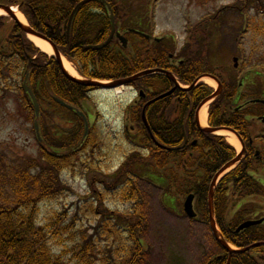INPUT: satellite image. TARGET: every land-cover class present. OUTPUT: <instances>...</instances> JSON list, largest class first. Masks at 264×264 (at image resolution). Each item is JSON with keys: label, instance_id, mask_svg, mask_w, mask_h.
<instances>
[{"label": "trees", "instance_id": "16d2710c", "mask_svg": "<svg viewBox=\"0 0 264 264\" xmlns=\"http://www.w3.org/2000/svg\"><path fill=\"white\" fill-rule=\"evenodd\" d=\"M224 9L218 11L217 16L203 21V25L197 24L188 31L186 47L179 53L180 57L185 58V62L176 68H169L181 84L191 85L197 76L211 74L210 41L221 29L220 15L224 14ZM227 12L241 15L238 8ZM3 20L4 18L0 20V33ZM120 51L124 53L123 58L116 55L119 52L115 48L105 49L103 52L108 55L103 58L104 62L84 65V72L80 74L87 80L98 81H116L135 75L134 67L126 60L127 51ZM63 54L66 55V52L63 51ZM258 66L259 70L253 69L250 72L264 79V59ZM12 78L17 80V85L10 82ZM215 78L221 85V92L210 106L208 124L211 128L231 129L244 143L247 154L234 170L219 181L214 190L215 221L219 234L235 251L228 257V253L217 245L220 254L211 257L206 264H264V246L245 251L251 245L264 243V224L236 233L237 228L251 218L247 215V204L240 205L235 213L232 210L235 204L264 197V185L256 179L258 174L264 172V126L256 120L263 115L264 107L250 104L257 99H264V90L258 96H246L240 92L241 85L236 77L226 75L225 79ZM25 79L40 106L38 124L43 145L39 149L38 159H27L22 162L24 165L8 162L0 157V264H136L145 252L142 236L146 219L139 208L140 194L130 179L132 168L129 165H136L144 173H152L163 181L170 180L167 185L168 193L171 190L182 191V194L194 193L200 216L207 217L211 180L225 163L236 156L235 150L221 137L199 133L196 147L190 149L194 157H187L180 151L166 153L154 145V142L162 147L174 145L166 143L165 131L155 128L146 112L154 139L151 141L141 123L139 108L137 112L130 113V122L137 123L136 137L144 136L145 139L138 143L130 141L140 148L138 155L131 154L128 157V162L113 176L111 184V187L118 190L121 183L124 184L123 188L115 191L114 197L134 205L124 213L107 208L99 209L97 213L91 207L100 220L107 240L123 237L124 243H118L115 249L110 247L105 251L99 245L101 239L85 232L78 237L74 236L72 219L67 225H60L62 217L58 218V214L50 219L49 224L42 225L38 221L39 205L70 190L61 176L64 172L73 170L77 164L76 151L61 156L58 152L77 147L83 140L84 133L80 118L72 110L58 105L54 99L79 109L81 103L88 100V93L93 89L70 82L55 60L40 53L17 27H12L4 44L0 46V90L18 92L21 108L31 111L34 120L32 103L22 89ZM211 93L204 86L189 91L194 109ZM191 101L186 99L187 104ZM174 135L173 140L177 141L180 136L183 137L182 132L176 137ZM100 136L95 128L90 129L81 150L88 148L92 153ZM173 167L181 171L182 178L178 174H172ZM169 172L170 176L167 175ZM179 179L184 186L176 188ZM230 204L231 208L228 207ZM101 205L99 202V206ZM257 219L260 218H255ZM68 234L73 235L69 238L70 245H66V240L63 239ZM52 241L65 243L61 245L60 252L52 250Z\"/></svg>", "mask_w": 264, "mask_h": 264}, {"label": "rangeland", "instance_id": "374dc122", "mask_svg": "<svg viewBox=\"0 0 264 264\" xmlns=\"http://www.w3.org/2000/svg\"><path fill=\"white\" fill-rule=\"evenodd\" d=\"M235 8L240 9L241 15L227 12L235 11ZM142 9H146L148 20L152 21L158 36L175 39L176 48L172 50L174 52L177 48L180 49L178 58H183L179 53L186 47L188 31L197 24L203 25V21L217 16L218 11L224 9L226 16L220 15L221 29L210 41L211 72L221 79L226 75L236 77L241 85L240 92L246 96H258L264 90V79L250 72L253 69L259 70L258 64L264 59V0H153L151 10L147 4L140 10ZM4 18L1 21L3 28L0 33V46L4 44L12 28V23L8 22L9 17L4 15ZM23 19L25 27L28 26L25 18ZM233 58L237 59L235 69ZM10 82L17 85L16 79L12 78ZM196 85L214 91L202 82ZM0 96V157L8 162L20 164L27 159H38L40 145L33 129L31 111L21 108L18 92L0 90ZM135 98L136 93L128 87H123L119 95L100 92L91 96V102L87 103L85 111L87 114L91 110L93 122L101 135L100 140L92 153H77L75 168L62 174V180L70 190L39 205L38 221L42 225L49 224L50 219L58 214V218L62 217L60 225H67L72 219L74 236L78 237L80 233L85 232L101 239L99 245L105 251L107 248L115 249L118 243H124L123 237L107 240L100 220L91 207L97 213L103 208L124 213L134 205L114 197L115 191L123 188L124 184L121 183L119 190L111 187V184L113 174L119 171L124 156L128 153L129 157L134 150L124 142L122 132L124 107ZM211 103H207L208 108ZM65 152L70 153L69 150ZM129 166L132 168L130 179L140 194L139 208L146 219L142 236L145 252L136 264H206L211 257L220 254L208 217L200 216L198 205L195 204L194 209L198 214L197 218L189 219L184 215L182 204L187 194L175 190L168 193L167 185L170 180L163 181L152 173H144L136 165H133L135 168ZM172 169V174H178L177 176L182 178L178 168L173 167L171 171ZM170 173L167 175L170 176ZM256 179L264 184V172L258 174ZM183 184L179 179L175 187H183ZM243 204H247V215L251 219L264 218V197L251 198L241 204H235L233 212ZM228 207L231 208V204ZM72 236L68 234L63 237L66 245H70L69 238ZM62 244L65 243L50 242L52 250L57 253L60 252Z\"/></svg>", "mask_w": 264, "mask_h": 264}, {"label": "flooded vegetation", "instance_id": "af4514ba", "mask_svg": "<svg viewBox=\"0 0 264 264\" xmlns=\"http://www.w3.org/2000/svg\"><path fill=\"white\" fill-rule=\"evenodd\" d=\"M152 2L153 0H0V5L16 9L25 18L28 27L52 44L71 63L80 77H83L80 73L84 72V65L104 62L103 58L108 54L103 51L109 47L115 48L119 52L116 55L121 58L124 53L120 49L127 51L126 60L134 67L136 74L154 70L167 73L168 75L152 73L138 78L136 84L130 87L136 93V99L128 108L132 112L141 109L140 119L152 142L151 131L149 133L147 130L150 127L146 112L154 127L165 131L166 143L174 145H165L162 149L166 153L180 151L187 157H194L190 149L196 147L198 134L203 133L195 119L197 107L194 109L189 92L179 90V86L172 81L171 76L173 79L175 76L169 69L181 66L185 60L177 57L180 49L177 48L174 52L172 50L176 48L175 39L158 36L152 21L148 20L146 9L140 10L145 4L151 10ZM8 22L21 32L17 22L11 19ZM112 24L114 30L111 38ZM119 38L127 41L126 49L122 47ZM184 97L191 103L187 104ZM85 109L82 105L81 110ZM129 109L123 112L125 137L126 134L137 135L135 125L128 122ZM86 116L89 122L90 115L87 113ZM179 131L183 137L180 136L179 141L173 140L172 135H180ZM138 140L139 138L136 143ZM245 150L247 152L246 147ZM194 196L196 203L197 197L195 194Z\"/></svg>", "mask_w": 264, "mask_h": 264}, {"label": "water", "instance_id": "95a60500", "mask_svg": "<svg viewBox=\"0 0 264 264\" xmlns=\"http://www.w3.org/2000/svg\"><path fill=\"white\" fill-rule=\"evenodd\" d=\"M0 9L3 10L9 17H11L12 19L16 20L15 16L12 14L11 10L8 7H4V6H1L0 5ZM75 10L73 11V13L71 15L70 20H71V18L73 16ZM20 27H21V31L24 32L26 35H32V36H35V37H37L39 39H42V40L46 41L43 37H41L39 34H37L34 30H32L30 28H25L23 26H20ZM113 30L114 29L112 28L111 38H112V35H113ZM119 40L122 43V46L125 48L126 45H127V41L125 39H123V38H119ZM52 49L54 51V54H55L57 63L62 68V71H63L64 76L68 80H70L71 82H73V83H75L77 85H80V86L94 87V88H102V89H105V90H107V89H113V88L118 87V86H121V85H127V84L131 83L132 81H134L135 79H137L138 77H140L141 75L147 74V72L146 73H142L141 75L133 76V77H130L128 79L115 81V82H113V83H111L109 85H103V84H100V83H97V82H89V81L76 80V79H74L73 77H71L70 75H68L65 72V70L63 69V65L61 63V59H60V55H59L58 51L53 46H52ZM232 61L235 64L236 61H237V59L236 58H233ZM234 67H236V65H234ZM171 79L173 81V78L172 77H171ZM23 90H24L25 93H27L29 95V97H30V99L32 101V104H33L35 116L38 117L39 107H38L37 101H36V99H35L32 91L25 84L23 85ZM219 91H220V87H218L217 91L210 98L204 100L201 105H203L205 102H207L211 98H215L216 96H218L219 95ZM56 102L59 105H61V106L67 107L61 101L56 100ZM255 103H259V104L264 105V101H261V100L255 101ZM261 122L264 124V117L261 118ZM34 129H35V132H36V134L38 136V126H37V122H34ZM220 130H226V131L232 132L231 130H228L226 128L206 129L205 132H207V133H215V132L220 131ZM86 134H87V125H86L85 135ZM238 140H239V138H238ZM239 142L241 143L240 140H239ZM241 147H242L241 152L239 154H237L234 159H232L231 161H229L228 163H226L219 170V172L214 176V178L212 179V182H211L210 188H209V193H208V200H207V202H208V221H209V224H210V228H211V231H212L213 238L220 245V247L222 249H224L225 251H227L229 254H231V252L233 250L230 248V246L224 240H222L220 238V236H219V234H218V232L216 230L215 221L213 219V215H214V209H213V189L215 187L216 180L219 178V176L221 174H223L225 171H227L229 169L235 168L241 162L242 157H243V154L245 152L242 143H241ZM193 199H194V196L193 195H188L187 198L184 201V204H183V212L185 213V215L189 219H193V218L196 217V214H195V212L193 210ZM263 222H264V218L263 219H260V220H257V221H247V222L241 224L238 227V229L236 230V232L239 233V232H241V231H243L245 229H248L250 227L260 225ZM257 246H264V243H259V244H256V245H252V246L246 248L245 250L248 251V250H251V249H253V248L257 247Z\"/></svg>", "mask_w": 264, "mask_h": 264}, {"label": "bare ground", "instance_id": "6f19581e", "mask_svg": "<svg viewBox=\"0 0 264 264\" xmlns=\"http://www.w3.org/2000/svg\"><path fill=\"white\" fill-rule=\"evenodd\" d=\"M12 12L16 15L19 22L24 25L25 21H24L23 17L16 11V9H12ZM4 15H6V13L0 9V16H4ZM27 39L30 43H32V45L36 49H38L42 53H44L50 57L53 56V50L47 42H45L42 39H39L35 36H32V35H28ZM61 60H62V64H63V69L70 76H72L74 78H79L76 71L71 66V64L67 60H65L64 58H62ZM201 82L211 89H216V87H217L216 83L207 77L202 78ZM122 91H123V87L120 86V87H116L114 89L113 93L116 95H119L122 93ZM207 116H208V104H205L203 107H201V109L199 110V113H198L199 125L203 128L206 127V125H207ZM215 135L219 136V137H223L229 146H231L237 152L240 151V145H239L237 138L232 133H230L229 131H226V130L218 131L215 133Z\"/></svg>", "mask_w": 264, "mask_h": 264}]
</instances>
